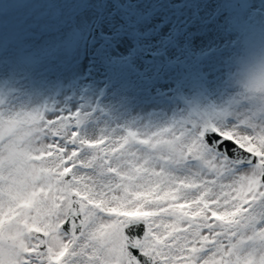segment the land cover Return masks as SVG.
I'll return each mask as SVG.
<instances>
[{"label":"snow or ice","instance_id":"6c2138e0","mask_svg":"<svg viewBox=\"0 0 264 264\" xmlns=\"http://www.w3.org/2000/svg\"><path fill=\"white\" fill-rule=\"evenodd\" d=\"M37 2L0 0V264H264V55L238 53L264 14L224 7L192 65L132 0L46 7L43 37ZM233 83L261 103H178Z\"/></svg>","mask_w":264,"mask_h":264},{"label":"rangeland","instance_id":"374dc122","mask_svg":"<svg viewBox=\"0 0 264 264\" xmlns=\"http://www.w3.org/2000/svg\"><path fill=\"white\" fill-rule=\"evenodd\" d=\"M96 2V0H48L47 4L33 3L29 8H36L32 13L31 22L34 24L33 30L42 34H47L48 27L55 22L53 13L47 12L46 7H52L56 10L59 19H68L79 13L85 3ZM121 7H127L128 0H116ZM133 4H139L140 9L145 14H155L158 18L171 19L176 25V30L183 34V39L179 46L175 44L176 32L162 42L163 47L171 48L176 53L177 58L192 65H198L212 58L218 53L225 44L221 42L218 36L208 33L203 27L204 23L215 17L217 12L224 7L235 8L236 2L241 5L240 9H248L253 13L264 14V3L262 0H132ZM235 42L234 40L232 41ZM254 53L259 59L264 53L260 46L250 45L241 40L238 53L245 56L249 51ZM233 71H236L234 68ZM233 92L230 96H225L223 91L213 92L207 88H189L180 93L177 97L180 106L192 108L196 106H207L217 104L224 106L233 98L247 103L252 102L258 105L262 101V94L257 92L253 96L241 94V89L233 83L231 85Z\"/></svg>","mask_w":264,"mask_h":264}]
</instances>
